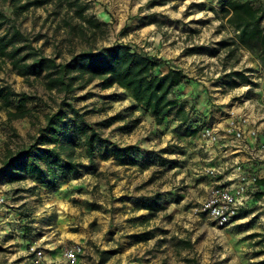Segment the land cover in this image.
<instances>
[{"label":"rangeland","instance_id":"obj_1","mask_svg":"<svg viewBox=\"0 0 264 264\" xmlns=\"http://www.w3.org/2000/svg\"><path fill=\"white\" fill-rule=\"evenodd\" d=\"M79 3H86L83 15L97 19L99 27L75 14ZM223 3L77 0L68 6L65 0H41L16 13L8 0H0L9 23L56 61L123 42L158 59L157 70L181 68L191 77L175 88L190 118L181 122L171 113L157 124L116 84L102 88L93 79L79 81L69 92L48 91L41 75H21L8 57L0 56V88L31 96L26 102L31 112L9 121L6 110H14V103L6 108L0 99V160L6 147L32 142L44 114L57 108L67 111L60 136L81 138L73 127L81 119L107 139L94 143L92 161L83 145L76 146V171L65 178L51 175L49 185L32 181L29 174L12 182L0 176V264H27L29 244L57 256L78 243L88 264H188L186 257L198 264H252L264 257V252L256 253L264 249V205L224 226L199 211L211 182L205 170L212 165L208 145L185 134L188 124L213 126L221 133L232 113L244 112L257 128L254 141L264 152V63L236 42ZM108 141L133 144L136 162L118 163L106 151ZM160 157L168 161L161 164ZM224 162L228 160L221 157L218 164ZM41 164L45 167L43 160ZM156 195H161L162 207L157 211L133 202ZM16 212L19 216H13ZM143 231L150 238L135 242L133 234Z\"/></svg>","mask_w":264,"mask_h":264},{"label":"trees","instance_id":"obj_2","mask_svg":"<svg viewBox=\"0 0 264 264\" xmlns=\"http://www.w3.org/2000/svg\"><path fill=\"white\" fill-rule=\"evenodd\" d=\"M14 12L26 10L41 0H8ZM68 6H73L77 0H65ZM222 7L227 23L233 28L235 40L241 46L254 51L258 59L264 63V0H224ZM86 3H79L75 7V14L88 22L92 27H99L97 19H87L83 15ZM3 29V32L1 31ZM0 56L10 59L12 68L17 73L29 76H42L43 86L46 90L69 92L79 81L89 82L99 80L102 88L116 84L127 89L132 99L160 124L166 116L174 113L181 122H186L190 116L185 111L184 102L178 99L175 88L188 82L191 77L181 68H167L166 71L157 70L158 59L141 50H135L123 42H115L97 49L80 50L65 61H56L55 57L42 54L34 48L29 39L14 25L9 23V17L0 8ZM240 74V72H237ZM31 98L28 93H15L0 88V99L7 108L14 103V110H6V119L24 117L31 112L26 102ZM71 112L75 108L66 103ZM67 111L57 108L44 114V125L38 129L34 140L14 148L6 147L0 160V176L6 181H16L24 178L26 174L32 176L39 183L50 184V176L65 178L76 171L77 162L74 160V148L83 145L85 152L92 161L94 143H105L106 138L98 135L97 131L84 123L81 119L73 127L82 137L74 138L60 134V124L63 123ZM200 124L186 126V135H194L200 130ZM106 149L115 156L118 163H135L132 156L133 144L119 145L108 141ZM42 144V145H39ZM104 146V145H103ZM64 152V156L61 155ZM44 161L45 167L42 166ZM166 159L160 157L159 163ZM258 182H264L257 179ZM140 206L153 210L151 202H141ZM152 214V212L150 213ZM136 241L148 238V233L137 232L133 234ZM184 247H190V242L181 239ZM110 250L103 251L109 253ZM264 252V249L256 253ZM101 261L104 257H101ZM188 264H198L186 257ZM252 264H264V257Z\"/></svg>","mask_w":264,"mask_h":264},{"label":"built area","instance_id":"obj_3","mask_svg":"<svg viewBox=\"0 0 264 264\" xmlns=\"http://www.w3.org/2000/svg\"><path fill=\"white\" fill-rule=\"evenodd\" d=\"M257 128L251 124L244 112L232 113L223 132L215 127L202 125L199 136L205 143L220 149L230 143L246 144L247 139L255 138ZM226 141V142H225ZM224 154V151L221 149ZM211 182L199 211L207 214L217 225L229 223L242 208H245L253 197V184L256 175L247 174L244 167L237 161L212 165L206 168ZM3 197L0 195V202ZM82 246L78 243L64 247L59 255H46L44 248L27 245V264H79Z\"/></svg>","mask_w":264,"mask_h":264},{"label":"crops","instance_id":"obj_4","mask_svg":"<svg viewBox=\"0 0 264 264\" xmlns=\"http://www.w3.org/2000/svg\"><path fill=\"white\" fill-rule=\"evenodd\" d=\"M191 136H196L198 140H201L199 136V130L197 133ZM226 142V141H225ZM208 145L207 150L210 155V161L209 165H217L218 163L221 162V157H225L228 161H237L239 162L245 169L246 173L249 174H254L256 175V180L253 184V197L252 199L249 200V204L245 207L242 208L239 213L235 216L234 221L241 220L243 218H246L247 216L253 215L254 212L257 210L261 209L262 205H264V182H258L257 179H261L264 181V152L261 151L260 146L261 143L257 142L255 143L254 138L247 139L246 144H239V143H230L226 146H222L220 149H215L214 147H211L210 143H206ZM221 149L224 151V154L221 152ZM208 162V161H207ZM33 181V178L31 179ZM1 195V194H0ZM161 195H156L155 197L151 199H140V200H135L133 202H136L139 204L140 208L146 209L145 207L140 206L141 202H151L152 205L154 206V211L157 209H161L162 207L159 205V198ZM251 204V210L248 209ZM257 204V205H255ZM151 210V211H153ZM13 216H19V213L16 212L13 214ZM14 218V217H13ZM231 222V223H232ZM3 224H0V226ZM228 226V225H227ZM145 232V231H143ZM146 233V232H145ZM148 233V232H147ZM134 238V236H133ZM150 238V233H148V238L145 240H138L136 241L134 238L135 242H140V241H147ZM27 242V240H26ZM107 251V250H105ZM47 256L51 255L49 252H46ZM103 253V251H102ZM27 258V256H26ZM86 256L84 255V252L80 254L79 257V264H88V260H85ZM106 258V257H105ZM28 262V261H27Z\"/></svg>","mask_w":264,"mask_h":264}]
</instances>
